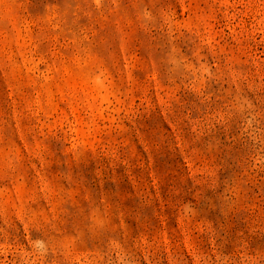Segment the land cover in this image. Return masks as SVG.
Returning <instances> with one entry per match:
<instances>
[{"label": "rangeland", "instance_id": "rangeland-1", "mask_svg": "<svg viewBox=\"0 0 264 264\" xmlns=\"http://www.w3.org/2000/svg\"><path fill=\"white\" fill-rule=\"evenodd\" d=\"M0 264H264V0H0Z\"/></svg>", "mask_w": 264, "mask_h": 264}]
</instances>
